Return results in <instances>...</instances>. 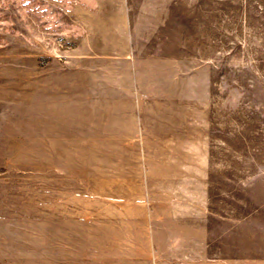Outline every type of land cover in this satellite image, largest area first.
Wrapping results in <instances>:
<instances>
[{"label":"rangeland","instance_id":"rangeland-1","mask_svg":"<svg viewBox=\"0 0 264 264\" xmlns=\"http://www.w3.org/2000/svg\"><path fill=\"white\" fill-rule=\"evenodd\" d=\"M0 264H264V0H0Z\"/></svg>","mask_w":264,"mask_h":264}]
</instances>
